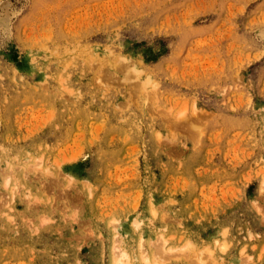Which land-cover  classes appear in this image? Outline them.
<instances>
[{"label":"rangeland","instance_id":"rangeland-1","mask_svg":"<svg viewBox=\"0 0 264 264\" xmlns=\"http://www.w3.org/2000/svg\"><path fill=\"white\" fill-rule=\"evenodd\" d=\"M0 264H264V0H0Z\"/></svg>","mask_w":264,"mask_h":264}]
</instances>
